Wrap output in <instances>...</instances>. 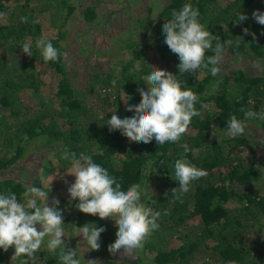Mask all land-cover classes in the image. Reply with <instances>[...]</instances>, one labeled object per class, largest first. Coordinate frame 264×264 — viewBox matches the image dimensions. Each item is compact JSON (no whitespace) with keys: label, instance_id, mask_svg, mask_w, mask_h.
<instances>
[{"label":"trees","instance_id":"trees-1","mask_svg":"<svg viewBox=\"0 0 264 264\" xmlns=\"http://www.w3.org/2000/svg\"><path fill=\"white\" fill-rule=\"evenodd\" d=\"M91 1L85 6L84 1L80 3V15L85 21L100 15L98 3L102 0ZM185 3L199 10V21L222 43L241 37L239 47H226L225 55H251L261 61V69L248 70L238 64L237 56L236 64L222 62L221 72L215 77L201 69L178 76L182 89H191L198 95L196 108L201 115L192 118L189 129L176 143L159 145L155 138L147 144L131 142L120 130L110 132L107 124L112 112L121 119L135 114L125 109L127 105L139 104L137 88L146 89L145 76L156 67L179 74L180 61L164 42L162 27L171 18L172 10H180ZM77 7L72 0H0V13H5L0 17V193L13 192L18 202L26 203V186L48 190L43 188L39 170H34L30 181L13 172L30 149L50 147L65 167H71L70 161L62 158L65 149L77 156L83 152L92 155L93 162L121 182L122 190L141 184L145 190L142 199L161 213L159 228L143 249L134 251L132 256L112 255L107 247L117 239L118 226L111 219L80 212L75 207L79 201L70 199L62 212L66 230L73 233L86 223L106 229L101 233L100 249L94 250L96 257L92 260L98 264H196L199 259H203L201 264H264V191L253 184L264 173V149L262 160L257 156L264 139V120L246 121L247 127L253 126L251 132L234 138L225 135L230 116L244 118L241 108L264 113V25L252 18L256 10L264 13V0H167L158 17L148 14L136 19L139 30L132 32L135 37L125 45L131 56L97 69L89 70L88 63L83 85L77 83L80 72H69L63 55L71 46L68 23ZM46 10L48 18L36 17ZM241 13L248 19L237 24ZM25 16L27 23L21 22ZM44 19L50 28L44 27ZM245 28L256 34L255 40L244 33ZM41 37L59 49V61H43L35 47ZM25 42L32 45L31 57L22 52ZM209 55L213 52H206V57ZM40 62L56 70L58 78L50 100L41 99L34 104L26 95L42 89L44 66ZM160 62L162 66L158 67ZM121 92L127 95L124 102ZM183 144L190 149L186 158L208 175L193 181L190 191L180 194L178 189L173 191L179 187L174 162L180 158ZM244 150L251 159H245ZM236 183L247 187L237 189ZM231 200L238 204H228ZM164 217L168 224H162ZM193 218H198V222L190 223ZM249 223L254 226L250 228ZM161 226L164 231H160ZM170 232L176 237L171 244L161 242ZM46 244L47 241L28 264H60L59 249L49 252ZM66 245L76 249L81 264H87L88 259L78 251V242L66 241ZM199 253L202 258L197 257ZM13 255L14 247L7 252L0 249V264H22L27 259L12 258Z\"/></svg>","mask_w":264,"mask_h":264},{"label":"clouds","instance_id":"clouds-1","mask_svg":"<svg viewBox=\"0 0 264 264\" xmlns=\"http://www.w3.org/2000/svg\"><path fill=\"white\" fill-rule=\"evenodd\" d=\"M4 15L5 13H0V17ZM199 16V10L191 3L183 4L178 11L172 10L171 18L166 19L162 31L165 33L164 42L180 61L179 74L156 67L145 76L143 79L146 89L137 88L141 96L139 104L127 105L125 109L135 114L121 119L112 112L107 124L110 132L120 130L131 142L147 144L155 138L159 145L166 142L176 143L189 129L192 118L201 115L196 108L198 95L191 89H182L177 77L186 73L194 74L198 69L210 71L213 77L219 75V65L223 62L225 48L239 47L241 37L222 43L220 37L206 30L205 25L199 21ZM252 18L264 25V13L259 10L252 13ZM247 19L241 13L239 22L236 23ZM21 22L27 23L28 18L21 17ZM243 31L252 35L253 40L256 39V34L250 33L248 28ZM35 47L40 50L45 62H57L61 57L59 49L45 37L37 39ZM31 48V43L25 42L21 49L31 57ZM208 51L213 52V55L206 57ZM240 111L244 118L230 116L225 127L226 136L234 138L244 134L248 120H264V113L244 108ZM181 147L183 152L174 162V175L179 187L173 191L178 189L180 194H184L190 191L193 181L207 176L208 173L186 158L190 151L187 144ZM95 154L102 155L100 152ZM62 158L70 161L69 174L75 177L74 183L68 188L71 200L79 201L75 207L84 214L98 216L102 220L111 219L118 226L117 239L108 245V252L112 255L122 252L131 255L134 251L143 249L147 239L158 230L161 213L142 199L145 194L142 185L132 184L127 190H122L121 182L111 176L107 169L93 162L92 155L81 152L77 156L75 152L65 149ZM49 192L40 187L26 186L23 193L26 203L18 202L17 195L13 192L0 193V249L7 252L10 247H14L12 258L26 257L22 264H28V260L35 259V253L47 238L49 252L55 253L59 249L60 264H81L76 249L68 248L66 241L61 239L65 236V224L62 211L58 210L60 202L53 198L52 206H49ZM77 229L90 250L100 249L101 233L106 231L104 227L86 223ZM87 264H98V261L88 260Z\"/></svg>","mask_w":264,"mask_h":264},{"label":"rangeland","instance_id":"rangeland-1","mask_svg":"<svg viewBox=\"0 0 264 264\" xmlns=\"http://www.w3.org/2000/svg\"><path fill=\"white\" fill-rule=\"evenodd\" d=\"M82 1L85 2L83 4L85 6L91 0H72V3L78 4V7L71 18L70 23H68L69 33L67 34V39L71 41V46L68 52L66 51L67 55L65 56V59L68 61L66 65L68 71L71 73L80 72V74L78 73L79 78L77 77V83L79 85H83L85 82L84 69L88 63L90 70L97 69L98 67H108L114 64L116 60L130 57L132 54L131 50L130 48H126L125 45L135 37V34L132 32L134 30H139L140 23L136 21V19L145 18L148 14L153 17H158L164 2L167 0H102L98 3L100 15L93 21H85L80 15L83 8V5L80 4ZM95 3H97V1H95ZM49 16L48 10L42 13L39 12L36 15V17L46 18ZM44 27L50 28L47 19H44ZM120 45L123 46L122 49H119ZM237 56H232V58H230L228 55L224 54L223 63L226 65L236 64L238 58V64L245 65L250 71H257L262 67L261 61L251 55L246 54L242 58H240V55ZM40 65L44 66L41 69L45 80L41 86L42 89L37 93L33 91L31 94L28 92L26 95L30 98V102L34 104H38L41 99L50 100L54 91L53 87L58 78L56 70L49 67V65H45L43 62H40ZM93 65L96 66L93 67ZM160 66H162V62H160L158 67ZM115 94H117V92H115ZM92 95H90V98H94ZM120 99L123 100V102L127 100L125 92L120 93ZM252 129V125H249L248 127L246 125L245 132H251ZM263 149L264 139L261 140V143L258 146L259 153L257 156L261 160V150ZM242 154L246 160L251 159L250 153L248 154L246 150H244ZM34 170L40 171L43 188H48L47 191H50L48 194L49 205L52 206V200L53 198H56L60 202L58 207L64 212L65 209L68 208V202L71 199L68 188L75 181V177L69 174L71 172V167L63 166L59 157L53 153L50 147H43L28 150L26 156L18 161L17 167L13 172L16 175H25V180L30 181L35 175ZM236 184L237 189H245L247 187L246 185ZM253 184L256 188L264 191V173ZM228 204L236 205L238 203L235 200H231ZM165 219L166 217L163 218L164 223L162 224L169 223V220L165 223ZM190 221H192L190 223L194 224L195 222H198V218H193ZM249 222L251 223L250 220ZM252 226L254 225L250 224L249 227L251 228ZM188 227L183 228L186 230ZM164 230L165 227L161 226L160 231ZM64 231L65 236L61 237L62 240L64 238L66 239L65 241L73 244L74 241L78 242V246L80 247L78 251H80L81 255H84L88 260H92L96 257V255H94L95 251L90 250L87 247L86 242L82 241L83 237L82 235H79L78 229L72 233L64 227ZM154 232L152 234H154ZM155 236L160 237V235ZM175 238L174 232H170L164 235L165 241L161 240V242H168L167 245H170ZM45 241H47V238ZM132 254L128 255L122 252L119 255L132 256ZM197 257L202 258L201 253H199ZM202 260L203 259H199L196 264H201Z\"/></svg>","mask_w":264,"mask_h":264}]
</instances>
